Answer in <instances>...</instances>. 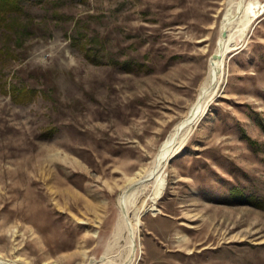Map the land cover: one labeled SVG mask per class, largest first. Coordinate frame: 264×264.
I'll use <instances>...</instances> for the list:
<instances>
[{
	"label": "rangeland",
	"instance_id": "rangeland-1",
	"mask_svg": "<svg viewBox=\"0 0 264 264\" xmlns=\"http://www.w3.org/2000/svg\"><path fill=\"white\" fill-rule=\"evenodd\" d=\"M240 1L23 2L20 39L0 31V264H264V11L154 209L151 183L129 182L197 99Z\"/></svg>",
	"mask_w": 264,
	"mask_h": 264
},
{
	"label": "bare ground",
	"instance_id": "bare-ground-1",
	"mask_svg": "<svg viewBox=\"0 0 264 264\" xmlns=\"http://www.w3.org/2000/svg\"><path fill=\"white\" fill-rule=\"evenodd\" d=\"M263 11H264V3L261 0H249L246 4L241 0L240 2H238L234 12L232 11V13L229 14L228 17L224 19L223 24H222V34L220 37V41L218 43V46H217L214 54L212 55V57L210 59L209 67H208V71H207V76H206V79L204 80V82L202 83V85L200 87V91H199V94L197 96V99L195 100L193 105L190 107V109L187 112V114L185 115V117H183L180 121H178L173 126V128L171 129L169 134L162 141V143L160 144V147H159V149H158V151L154 157L153 164L151 163L152 164L151 168L149 170L143 171L142 173L139 172V174H137L135 178H132L131 180H129L131 185L134 187L144 185L147 182L151 183L150 187L153 190V193H152L153 196L150 198L151 204L147 207V209H150V210L154 209L155 208L154 207L155 201L158 198H160L164 192L165 177L163 176V174H161L162 173L161 171L163 170V168L167 164L168 160L170 158H172L177 153V151L179 150L180 147H182V144H184V142L187 140L193 126L199 121L201 116L204 114V112L208 108V105H209L210 101L212 100L213 95L217 89L219 78L224 73L222 68L224 65L223 64V58H224L226 52H228L232 48H237L236 46L239 45L240 42L245 39V37H246L249 29L251 28L252 24L254 23V21L259 17V15ZM233 27L235 28V31L233 32V36H232V40H231L232 42L230 44H228L227 43L228 38L231 36V34L229 32V34L227 35L226 32L231 31ZM129 182H127V183H129ZM134 190H136V189H134ZM126 194L123 193L119 198L120 204H121L120 206L122 208L121 215L123 213L124 221L122 219H121V221L120 220L117 221V225H116L117 228L116 229L118 230L119 234L121 233L120 231H122L124 226L127 227L128 229H130L131 243H132L133 249H135L134 248V246H135L134 233H133V230L131 227L132 223H130V220H128L129 218L127 219V215H126V212L128 211V210H126L127 209L126 208V202L129 201V200L126 201V197H125ZM129 195H131V194H129ZM131 196L133 197L134 195L132 194ZM138 216L139 215H137V218H135L136 219V221H135L136 225L137 224L139 225V222H140V218ZM120 237H121V235H120ZM117 240H119V239H117ZM119 242H121V241H119ZM113 246H115V245H113ZM112 248H114V247H112ZM128 248H129V246H128ZM130 249H131V247H130ZM114 250H116V249H114ZM108 251H109V248H108Z\"/></svg>",
	"mask_w": 264,
	"mask_h": 264
},
{
	"label": "trees",
	"instance_id": "trees-1",
	"mask_svg": "<svg viewBox=\"0 0 264 264\" xmlns=\"http://www.w3.org/2000/svg\"><path fill=\"white\" fill-rule=\"evenodd\" d=\"M25 0H0V31L11 35L14 33L16 35V39H20L19 37L23 35L26 27L23 26L19 22V16L24 11L23 2ZM35 2L41 3L44 0H34ZM4 48L0 47V56L4 54ZM128 62H125V66H128ZM129 69V68H128ZM13 86V98L15 100L25 101L27 97L28 89L25 86L15 88ZM30 91V90H29ZM31 92V91H30ZM29 92V93H30ZM33 94V93H32Z\"/></svg>",
	"mask_w": 264,
	"mask_h": 264
}]
</instances>
